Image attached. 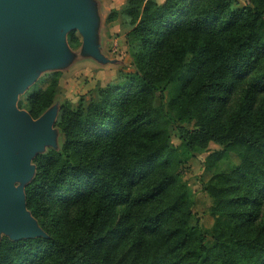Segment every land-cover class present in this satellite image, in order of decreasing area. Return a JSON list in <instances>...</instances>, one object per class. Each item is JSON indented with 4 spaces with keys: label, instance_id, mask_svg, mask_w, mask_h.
Instances as JSON below:
<instances>
[{
    "label": "trees",
    "instance_id": "16d2710c",
    "mask_svg": "<svg viewBox=\"0 0 264 264\" xmlns=\"http://www.w3.org/2000/svg\"><path fill=\"white\" fill-rule=\"evenodd\" d=\"M121 15L135 73L62 108L61 148L36 156L25 188L47 238H2L0 264H264V0H126ZM56 88L51 76L18 107L36 120ZM209 143L222 150L207 163L239 164L205 187L206 231L176 171Z\"/></svg>",
    "mask_w": 264,
    "mask_h": 264
},
{
    "label": "water",
    "instance_id": "95a60500",
    "mask_svg": "<svg viewBox=\"0 0 264 264\" xmlns=\"http://www.w3.org/2000/svg\"><path fill=\"white\" fill-rule=\"evenodd\" d=\"M100 15L93 0H0V242L46 239L26 208L25 188L35 176L33 160L57 151V106L34 120L17 106L38 74L70 66L76 56L109 61L98 44ZM77 32L79 53L66 37Z\"/></svg>",
    "mask_w": 264,
    "mask_h": 264
},
{
    "label": "rangeland",
    "instance_id": "374dc122",
    "mask_svg": "<svg viewBox=\"0 0 264 264\" xmlns=\"http://www.w3.org/2000/svg\"><path fill=\"white\" fill-rule=\"evenodd\" d=\"M93 1L96 3L100 15L98 44L100 45L101 54L109 61V64L101 65L91 58H83L81 55H78L74 58L72 64L64 69L40 72L35 83L28 89L30 90L36 84L41 89H45L51 76L56 77V95L50 106V108L52 106H57L58 108L55 123L65 105L76 109L79 100H83L87 106L91 102L96 101L98 92L106 89L107 86L118 83L122 76L135 73V67L125 38V35L131 28L125 23L121 15L126 0ZM156 1L159 3L162 2V0ZM234 1L236 7L248 5V0ZM112 12H116L117 14L115 19L107 22V18ZM71 33L79 40V47L77 49L72 48L68 43V36ZM71 33L66 37L67 47L71 52L78 54L82 44L81 37L77 32ZM240 94V91H236L231 95L228 112L233 110ZM168 100L169 94H165V103ZM158 104L159 102L155 101V105L158 106ZM55 123L53 129L57 132L56 149L59 151L61 148V136L55 127ZM169 133L171 134L170 145L173 148L179 149V139L175 129L171 127ZM48 150L52 149L49 147L45 148L42 155ZM220 150H222V147L214 143H209L205 149L195 151L193 156L184 162L176 171L181 181L187 186L189 196L194 203L192 210L195 218L192 224L198 222L206 231L212 229L215 220L209 212L212 202L205 192V187L214 176L222 173H230L239 164L238 155L235 153H229L226 158L214 164L210 165L207 163L208 157Z\"/></svg>",
    "mask_w": 264,
    "mask_h": 264
}]
</instances>
